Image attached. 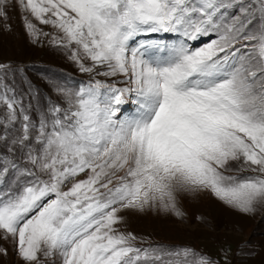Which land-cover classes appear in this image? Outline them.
<instances>
[{
  "label": "snow or ice",
  "instance_id": "6c2138e0",
  "mask_svg": "<svg viewBox=\"0 0 264 264\" xmlns=\"http://www.w3.org/2000/svg\"><path fill=\"white\" fill-rule=\"evenodd\" d=\"M10 6L30 36L49 33L29 17L51 26L50 43L93 82L56 86L64 103L33 123L0 81V128L20 125L0 136V239L21 264H219L189 247L138 246L122 213L183 219V198L202 194L264 211V0H0V19ZM150 34L178 42L155 57L130 46ZM133 95L137 114L119 118Z\"/></svg>",
  "mask_w": 264,
  "mask_h": 264
},
{
  "label": "rangeland",
  "instance_id": "374dc122",
  "mask_svg": "<svg viewBox=\"0 0 264 264\" xmlns=\"http://www.w3.org/2000/svg\"><path fill=\"white\" fill-rule=\"evenodd\" d=\"M25 15L19 7L10 6L7 17L0 19V81L12 89L16 99L22 101L33 123H38L52 105L64 103L55 90L56 86L75 91L88 86L93 79L89 73L79 70L77 64L68 58L65 49L50 43L54 31L51 26L40 25L29 17L38 29L49 33L48 36H30L24 26ZM214 38L206 36L190 43L198 48ZM177 42L175 34H150L137 36L130 41V46L146 44L147 55L155 57L164 54V49H157L155 45ZM95 79L111 83V78L98 76ZM117 86L123 87L122 84ZM129 101H135V96L126 97L123 106H128ZM134 108L132 115L124 117L122 114L118 117H134L138 111L136 105ZM126 109L123 107L122 111ZM3 111L4 106L0 105V115ZM19 127L17 124L7 133L0 128V136L14 135ZM6 155L7 147L0 142V159ZM235 174L248 175L246 172ZM14 180L15 175H9L8 183H4L3 187L8 188ZM181 209L186 214L183 219L156 211L124 212L125 222L121 225V231L135 235L137 245L143 248L151 246L179 250L189 247L219 264H228L229 261L231 264H264V211L240 214L209 194L184 197ZM197 216L204 217L205 222L197 221ZM0 248L7 249V255L0 254V264H21L10 239H0Z\"/></svg>",
  "mask_w": 264,
  "mask_h": 264
},
{
  "label": "bare ground",
  "instance_id": "6f19581e",
  "mask_svg": "<svg viewBox=\"0 0 264 264\" xmlns=\"http://www.w3.org/2000/svg\"><path fill=\"white\" fill-rule=\"evenodd\" d=\"M132 101V100H131ZM125 104V103H124ZM134 105H136L135 104V102L133 101V102H130L129 101V105L128 106H123V103L121 104V106H120V110H119V113H118V116H120V115H122V114H124V117L126 116V115H132V113L134 112L133 110H135V108H134ZM137 106V105H136ZM127 108L125 111H122V108ZM120 118V117H119ZM202 196V195H201Z\"/></svg>",
  "mask_w": 264,
  "mask_h": 264
}]
</instances>
